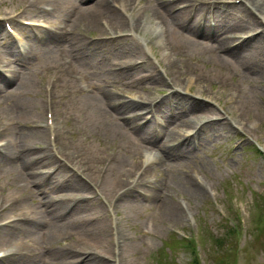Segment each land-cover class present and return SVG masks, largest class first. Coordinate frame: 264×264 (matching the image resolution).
Wrapping results in <instances>:
<instances>
[{"label": "rangeland", "instance_id": "1", "mask_svg": "<svg viewBox=\"0 0 264 264\" xmlns=\"http://www.w3.org/2000/svg\"><path fill=\"white\" fill-rule=\"evenodd\" d=\"M170 1L100 0L124 23L114 30L100 19L95 30L87 26L84 12L96 10V1L82 5L64 0L65 8L57 9L52 0H0V17L24 12L23 18L46 21L53 28L61 23L65 30L62 36L56 30L38 35L27 31L26 47L19 53L8 40L7 20L0 22L2 58L22 81L35 65L29 87L20 90L19 97L30 107L22 119L8 110V100L16 99L19 90L0 88V144L14 160L5 168L0 163V225L10 223L0 227V234L6 229L0 236V256L9 255L0 264H9V259L10 264H86L88 259L90 264H152L163 243L166 263L193 264L172 234L196 236L200 224L206 239L201 245L204 264H209L208 257L217 264L214 251L219 247L212 239L230 230L222 220L227 215L224 201L241 209L245 223L236 263L264 264V230L257 235L255 229L259 209L264 212V158L251 146L264 148V56L260 66L251 56L264 46V32L254 36L250 13L233 4L235 0L232 7L223 4L226 0H190L180 20L172 16L187 3L175 0L174 6ZM201 1L206 4L199 5ZM253 1L264 14V0ZM165 5L172 15L153 17ZM204 11L208 24L218 23L217 28H206ZM130 26L137 28L146 47L126 36ZM228 50L237 51L236 58ZM176 88L182 93H173ZM103 92L119 98L118 111L102 98ZM193 98L205 102V112L190 111ZM128 102H138L150 114L141 108L120 113ZM218 108L251 139L241 140L244 136ZM48 112L53 113L55 140L46 127L36 137V121L47 125ZM136 114L143 118L134 119ZM8 116L17 118L10 122ZM179 122L187 126L175 127ZM134 127L147 131L139 136ZM197 130L185 150L183 136ZM23 147L34 164L15 155ZM27 169L36 186L24 183ZM136 180V190L117 199L121 184ZM227 190L238 198L230 201ZM44 199L57 204L60 215L53 217ZM170 203L180 220L168 215ZM39 221L44 226L32 228ZM53 222L63 232L50 246L47 226ZM103 228L99 240L95 235ZM75 255L81 258L77 263Z\"/></svg>", "mask_w": 264, "mask_h": 264}, {"label": "bare ground", "instance_id": "2", "mask_svg": "<svg viewBox=\"0 0 264 264\" xmlns=\"http://www.w3.org/2000/svg\"><path fill=\"white\" fill-rule=\"evenodd\" d=\"M52 1L55 2V7L57 9L65 8L64 7V0H52ZM79 1L82 2V3H86L87 2V0H79ZM97 3L98 4L100 3V4L99 5L96 4L97 6L95 5L96 6L95 7L96 10H94L93 12H90V11H85L84 12L85 13L86 22L88 23L87 26L89 27V29L98 30V28L100 26V19H105V21L108 22L107 25L108 26L110 25L111 27H113L114 30L115 29H119L124 23L122 21L121 15L117 14L113 10L108 9L106 7V2H100L98 0ZM172 3H175L174 0H171L170 3H168V4H172ZM175 4H173V5L175 6ZM256 5H258V3H256L255 1L250 3L251 9L253 11L259 9L258 6H256ZM169 8H170V5L161 6L159 8L158 12H156L154 10L153 17L158 18V13L159 14H167L168 16H171L172 13L169 12ZM258 12L260 13V11H258ZM184 13L185 12L182 11V12H180L178 14L173 15L172 17L175 18L176 20H180L182 14H184ZM249 13H251V10H249ZM247 18H248V21L252 20V22H254L252 29L257 28V24H260L259 22L257 23L256 19H254L252 17V15L248 16ZM101 28H103L105 31H109V29L106 28L105 26L101 25ZM0 34H2L1 29H0ZM226 34H227V32H226ZM73 49H75V48H73ZM228 53H229V56H235V58L237 56V54H236L237 51L235 52V50H228ZM251 56L255 59L256 66L257 65L260 66L259 63H257V62L260 60V58H262L264 56V46L261 47V48H258ZM9 63L10 62H6L2 58V56L0 55V64H9ZM34 68H35V65H33L31 68L28 69L29 72L25 76L23 81L15 73L16 71L11 67L10 64L7 65V70L6 71H3V72L0 71V88L1 89H3V88H13V90L15 92H17V93H18V90H19V93L17 94L16 99L14 98V99L8 100V103H9L8 104L9 105L8 110H10V112L14 113V114L18 113V118H20V119H22V116L24 114L27 115L30 112V107L28 106V104H26L19 96L21 95L20 94V90L21 89L29 87V84H30V82L32 80L31 74H32ZM156 79L158 80L159 83H162V79L159 78L157 75H156ZM188 91H189V88H188ZM101 95H102V98L105 101H107L109 103V105L112 106L113 109L118 111V109H117L118 106L116 105V103L119 101V98H117L114 95L107 94L105 92L101 93ZM131 103L132 102H128V103L122 105V107L119 108V112L123 113L125 108L127 109V111L130 110V108H133V109L141 108L142 111L146 112L145 115H149L150 114V111L146 107H142V105H140L138 102H133L132 104ZM188 105H189L188 108L190 109L191 112H196L198 114H200L203 111L205 112V103H203V102H199V101L195 102L194 101L193 104L192 103L191 104L188 103ZM129 113L130 112H127L126 114H129ZM132 113H134V112H132ZM136 116H138V117H136L137 120L143 118V115H136ZM8 117L10 119L9 121H11V119L13 117H16V116H8ZM131 122L132 121H126L125 124H127V126L131 127L132 126ZM183 126L186 127L187 124L179 122V123H176L175 127H183ZM134 131H136L137 135L143 136L144 133L147 130L144 129V128L134 127ZM43 134H44V132L42 131L41 128H39L38 131H37V136L36 137L37 138H41ZM191 143H192L191 137L188 136V137L184 138V141L181 142L180 145H182L183 148L185 150H187V148L189 149L190 146L192 145ZM163 147L165 148V146H163ZM26 150H29L28 147H25V148L23 147V149H21V152L20 153H15V155L16 156L20 155V157L23 156L22 161L26 162L27 164H30V165L34 164L35 161L31 160V157L28 156V154H30V153L28 151H26ZM1 155L2 156H0V163L3 165L4 168L10 166L13 163L14 160L11 157V152H9L7 154L4 151V152H1ZM26 174L28 176H27L26 179L24 178V180H23L24 183L26 184L29 181V182L33 183V185L35 184V186H36V181H35L36 178L34 176H32L30 174V172H28V169L26 170ZM125 187L126 188L130 187V185L128 184ZM36 190L38 191V188ZM43 201H44L43 206L49 208V212H51L53 217L55 215H60L59 206L57 204L49 202L46 199H44ZM167 207L169 208V214L168 215L170 216L171 219H176V220H180L181 219L180 212H179L178 209L175 208V206L171 205V203H170V204L167 205ZM42 226H44V225L39 221V222L34 223L32 228L36 229L37 227L41 228ZM61 232H63L61 226L56 224L55 222H53L51 225L47 226L48 243H49L50 246H53V245H55L58 242V240L60 238L59 236L62 235ZM104 232H105V229L103 228L101 231H99V233L97 235H95V237L100 240L104 236ZM3 233H6V229L1 230L0 236ZM58 249H61V248H58ZM54 252H57V250H55ZM77 254L80 255V256L86 257V258H89V256H92V254H89L87 252H78ZM8 256L9 255H7L5 257V259ZM80 260H81V258H78L76 255H75V257H73V263H75V262L77 263ZM91 261H92V259H88L86 264H90ZM88 262H90V263H88ZM9 264H10V259H9Z\"/></svg>", "mask_w": 264, "mask_h": 264}]
</instances>
